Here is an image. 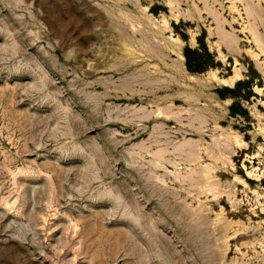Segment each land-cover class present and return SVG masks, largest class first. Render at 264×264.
Wrapping results in <instances>:
<instances>
[{
	"label": "rangeland",
	"instance_id": "rangeland-1",
	"mask_svg": "<svg viewBox=\"0 0 264 264\" xmlns=\"http://www.w3.org/2000/svg\"><path fill=\"white\" fill-rule=\"evenodd\" d=\"M262 11L0 0V264H264Z\"/></svg>",
	"mask_w": 264,
	"mask_h": 264
},
{
	"label": "bare ground",
	"instance_id": "bare-ground-1",
	"mask_svg": "<svg viewBox=\"0 0 264 264\" xmlns=\"http://www.w3.org/2000/svg\"><path fill=\"white\" fill-rule=\"evenodd\" d=\"M260 8V7H259ZM258 7H249V8H247V12H248V14H250V15H257V13L259 12V11H261V9H259ZM210 12V11H209ZM263 13H264V11H262ZM262 13V14H263ZM214 14V13H213ZM262 14H259V17H261L262 16ZM261 15V16H260ZM222 19V18H221ZM259 19V18H258ZM222 21H223V19H222ZM261 23H262V20H261ZM220 24V23H219ZM221 26V25H220ZM219 26V27H220ZM219 29V28H218ZM217 31V30H216ZM222 31V30H221ZM218 33H219V31H218ZM223 33V32H222ZM222 35H224V34H222ZM228 35V34H227ZM226 36V35H225ZM220 37V36H219ZM224 38H226V37H224ZM230 41V40H229ZM261 41V40H260ZM230 42H232V41H230ZM148 43V42H147ZM149 43H151V41L149 42ZM224 43V42H223ZM150 45H152V44H150ZM154 45H156V44H154ZM228 45V44H227ZM149 46V45H148ZM160 46V45H159ZM162 46V45H161ZM152 46H150V48H151ZM154 48H157L156 46L154 47ZM163 48V47H162ZM165 49V48H164ZM163 49V50H164ZM160 50V49H159ZM166 50H167V48H166ZM151 51V50H150ZM154 51V50H153ZM161 52V51H160ZM163 52V51H162ZM162 52H161V54H162ZM156 53V51H154V54ZM157 54V53H156ZM162 56V55H161ZM178 65H180V63H177ZM176 64V65H177ZM177 67H179V66H177ZM180 68V67H179ZM131 79V78H130ZM234 79V77H231V80H233ZM229 79H224V81L225 82H227ZM150 81V80H149ZM151 83V82H150ZM166 85V84H165ZM160 86V85H159ZM164 87H166V86H164ZM153 89V88H152ZM154 90V89H153ZM165 111H167V110H165ZM167 114V113H166ZM161 116V115H160ZM157 150V149H156ZM161 150V149H160ZM182 151V150H181ZM162 155H164V154H162ZM187 155V154H186ZM188 155H189V153H188ZM179 157H182V156H179ZM167 161V160H166ZM171 163V162H170ZM191 184V183H190ZM188 207V206H187Z\"/></svg>",
	"mask_w": 264,
	"mask_h": 264
}]
</instances>
